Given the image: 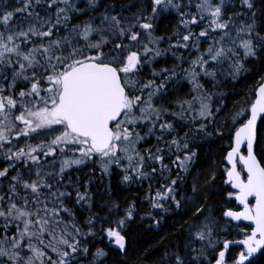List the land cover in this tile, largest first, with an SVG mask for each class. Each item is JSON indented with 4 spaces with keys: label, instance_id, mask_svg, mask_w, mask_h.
<instances>
[{
    "label": "trees",
    "instance_id": "1",
    "mask_svg": "<svg viewBox=\"0 0 264 264\" xmlns=\"http://www.w3.org/2000/svg\"><path fill=\"white\" fill-rule=\"evenodd\" d=\"M90 60L121 74L129 158L55 110ZM263 82L264 0H0V264L214 263L251 230L226 217V157Z\"/></svg>",
    "mask_w": 264,
    "mask_h": 264
},
{
    "label": "water",
    "instance_id": "2",
    "mask_svg": "<svg viewBox=\"0 0 264 264\" xmlns=\"http://www.w3.org/2000/svg\"><path fill=\"white\" fill-rule=\"evenodd\" d=\"M61 87L59 103L69 130L89 138L97 151L108 150L114 139L113 125L125 111L126 89L118 69L109 63L81 62L63 76ZM263 117L264 82L257 89L248 120L235 132L233 148L226 157L227 182L237 192L234 198L239 207L228 211L226 217L252 230L243 239L226 241L213 264H228L232 247L245 248L233 264H247L264 249V167L256 154L258 126ZM244 148L246 154L242 153ZM239 161L246 179L239 171Z\"/></svg>",
    "mask_w": 264,
    "mask_h": 264
},
{
    "label": "rangeland",
    "instance_id": "3",
    "mask_svg": "<svg viewBox=\"0 0 264 264\" xmlns=\"http://www.w3.org/2000/svg\"><path fill=\"white\" fill-rule=\"evenodd\" d=\"M60 83H61V80H60ZM60 85V84H59ZM59 85L57 86V87H55V88H53V91L51 92V95L52 96H54V98L58 101V97H59V95H60V91H61V88H60V91L58 92V87H59ZM61 86V85H60ZM55 110H57V111H59L60 112V107H59V102H58V108L56 109L55 108ZM133 120H135L134 118H133V116H131L130 114H129V116L125 119V120H123V121H121V123L118 125V127H116V130H115V132L117 133V134H119V137L123 134V133H121V132H119V129H121V127H123V126H125V125H128V124H131L130 122L131 121H133ZM137 140H138V137L135 139V140H130L129 141V144L127 145L128 147L127 148H125L124 147V145L122 144V142H121V140H119V138H117V142H116V144H115V146H113V151H110L109 152V154H107L105 157L109 160V159H111V158H114V157H116L117 155H123L125 158H129V157H131L132 156V151H133V153H135L136 152V147L134 148V146H133V144L135 143V142H137ZM245 149V148H244ZM243 149V150H244ZM242 153H244V152H242ZM104 157V158H105ZM239 166H240V170H241V173L243 174V167H242V165H241V163H240V161H239ZM242 168V169H241ZM228 169H229V167H228ZM227 169V170H228ZM234 194H236V191L234 192ZM248 235V234H247ZM246 236V235H245ZM245 236H243V237H245ZM117 240V239H116ZM242 251V250H241ZM241 253V252H240ZM239 253V254H240ZM239 256V255H238ZM238 258H236L233 262H230V264H232V263H234L236 260H237Z\"/></svg>",
    "mask_w": 264,
    "mask_h": 264
}]
</instances>
